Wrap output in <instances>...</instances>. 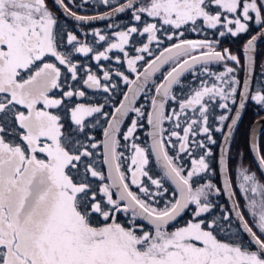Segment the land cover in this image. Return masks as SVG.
<instances>
[{
	"label": "snow or ice",
	"instance_id": "1",
	"mask_svg": "<svg viewBox=\"0 0 264 264\" xmlns=\"http://www.w3.org/2000/svg\"><path fill=\"white\" fill-rule=\"evenodd\" d=\"M54 2L79 22L106 18L77 15L64 0ZM102 2L108 5L110 0ZM126 9H132L137 22L142 21V16L154 22L116 31L114 41L94 32L96 42H102L103 47L96 50L73 32L62 33L46 0H0V264H264V155L258 158L259 177L243 166L239 169L237 187L246 202V212L240 210L228 163L221 158L224 190L232 199L239 221L237 233L227 241L218 238L221 227L217 220L209 222L206 215L213 207L210 195H219L220 190L211 182L201 185L194 179L209 171L206 158L212 155L207 144L195 137L203 135L208 143H215L208 124L209 105L218 99V107L231 113L229 101L236 103L240 81L233 75L236 69L227 61L239 65L240 60L228 49L216 50L210 41L180 39L185 26H191L193 31L199 26L219 28L220 37L248 32V22L252 20L264 29V0H127L112 8V13ZM161 30L169 41L177 42L147 61L145 54L153 56L151 45L162 44L157 35ZM134 36L145 37L147 42L135 48L137 55L130 56L128 46ZM259 38L264 39V32ZM257 39L252 36L244 48L248 64L239 109L248 100L264 108V87L251 86ZM113 52L123 54V62L136 78L115 72L129 86L131 97L126 94L108 120L104 105L88 103L84 89L109 93L117 87L112 74L101 69L103 81L109 82L102 83L90 68L81 69L73 57H90L98 66L102 60L121 63L119 56L110 55ZM141 61L147 65L142 72L138 68ZM170 61L175 66L164 76L163 83L155 85L147 122L152 127L151 151L157 162H163L164 175L175 184L179 197L158 210L126 183L117 137L130 112L136 113L137 118L144 116L135 100L155 73ZM219 62H225V70L210 73L206 66ZM197 64L204 65L203 72L213 75L216 82L209 85L202 81L199 89L179 101V111L173 109L170 116L166 115L165 106L176 101L173 86ZM81 70L84 77L79 75ZM69 80L75 83H68ZM182 116V134L172 130L168 144L174 148L178 144V152L189 157L193 146L204 149L198 159L191 158L192 166L186 174L177 163L179 155H169L164 135L165 121H174V127L179 129ZM93 117L97 122L100 118L107 121L103 141H96L86 131ZM227 119V114L220 115V124ZM238 119L239 111L231 124L235 125ZM137 126L138 120L132 119L123 135L125 141H131L134 151L133 167L129 168L131 183L144 197L155 199L163 195L164 189L159 179L149 177L155 191L141 179L148 176L145 169L149 155L134 142ZM216 131L222 128L217 127ZM172 137L177 143L172 142ZM101 146L103 163L109 168L107 178L94 160ZM106 179L110 183H105ZM113 189L118 198H114ZM189 209L194 219L186 226L169 230L171 222ZM121 212H131L129 226L116 221L115 214ZM138 219L147 221L151 229L146 230L137 223ZM222 219L231 223L229 215ZM241 230L246 239L240 235Z\"/></svg>",
	"mask_w": 264,
	"mask_h": 264
},
{
	"label": "trees",
	"instance_id": "2",
	"mask_svg": "<svg viewBox=\"0 0 264 264\" xmlns=\"http://www.w3.org/2000/svg\"><path fill=\"white\" fill-rule=\"evenodd\" d=\"M65 1L66 0H64V2ZM46 2L48 4L50 11L56 17L57 22H58V28L61 30L62 33H66L68 31H71L78 36V39H80L82 42H86L89 45L93 46L96 50H103V47H102V42L101 43L96 42V37L93 35L94 32H100V33L106 35L108 37L109 41H114L115 38H114V35L112 32L115 31L117 27L120 29L121 28L126 29V28L131 27V26H137V27L142 28L144 22H149V23L154 22V21H152V19L150 17H142V21L137 22L133 19V17L126 16L128 14L127 13L126 15L120 17L115 22H110V23L100 25V26H96V27L83 28V27H79V26H76V25H73V24L67 22L65 19H63L58 14V12L55 10L53 5L51 4L50 0H46ZM72 2L73 3L66 4V5L71 10H73L74 12H77L79 14H86V15L95 13L93 11H88L86 8H83L82 6H80L78 3V0H72ZM65 3H67V2H65ZM167 27L168 26H164L165 29H167ZM187 29H189L188 26H187V28L185 27L184 29H181V31H184V35L182 37H180V39H191V38H189V33H188ZM171 31H175V30H171ZM85 34H87V35H85ZM162 39L164 40L161 44L162 46L159 49L152 50L153 56L156 55V53L159 50H161L163 47L170 45L174 42H177L176 40L169 41L167 39L166 35H164L162 37ZM146 42H147V40L145 37L134 36L133 42L128 46L129 55L135 56L136 55L135 48L141 46L142 43H146ZM259 46L260 47L264 46V42H262ZM110 55H112L113 57L119 56L121 58L122 62L117 63L115 59H112L109 61L102 60V61H100V65L98 66L96 61L91 59L90 57H85V56L75 55V54L73 57L74 60L78 61L80 63V65H82V67L86 66L87 68H90L91 71L93 73H95V75L97 74L98 77H100L99 75L103 74L101 69L104 68V69H107V71H109L110 73H113L115 80L120 81V84H118L116 90L112 93V95L114 96V101L109 102L110 103L109 108H108L109 115L111 114L112 107L115 106L119 102V100H120V98H121V96L125 90V87L127 86L126 84L123 83V81L119 80V79H121L120 77L115 76V72L117 70H119V71L123 72L125 75H127L130 79L134 76L133 73L128 71L126 62H123V54L122 53L113 52V53H110ZM153 56H147V54H145L147 61ZM144 64H145V62L141 61L138 64V68L140 69ZM242 68H243V57L241 58L240 67L235 68L236 72L233 74L240 81V85H241L242 76H243ZM164 70L165 69H163L158 75H156L153 78V80L145 88L141 97L139 98V100L135 104L136 107H138L142 110V112L144 113V116L137 118L136 113L130 112L128 114V116L126 117V119H125V121H124V123L120 129V133L117 137L120 140V146L118 147L117 151L120 153H123V155L120 158V165H121V171L124 172V174L126 176V183L129 184L130 189L133 192L137 193V195H139L142 199H146V201L152 207H155L158 210H163L164 207L170 205V203L176 199V193H175L174 188L171 186L169 181L161 173V171L157 167L153 157H151V155H150V148H149L148 135H147L148 134L147 133L148 132L147 131V115H148L149 110H150L151 99H152L154 91H155V85L159 84L163 78V75L165 73ZM224 70H225V66H217L216 70H213L211 73H217L218 74L220 72H223ZM79 74H81L80 75L81 77L85 76V72L83 70ZM101 78H102L101 79L102 82H106V81H103V77H101ZM202 81L206 84H209V85L216 82L215 77L213 75L206 74V73L200 71V69H196L195 71L189 72L185 76H183L180 79V83L175 85L172 89V93L176 97V101H169L168 102V104L165 106V114L170 116L172 114L173 109H175L176 111H179V101H182V100L188 98L192 94V92H194L196 90V88H198V86H202ZM72 83H75V82L72 81ZM240 85L237 87L236 101L238 98ZM80 87H83V85L81 84ZM84 90L87 92V101H89L91 104H96L95 101L98 102V99L100 98L101 95H96V91H94V89H92V90L91 89L90 90L84 89ZM101 94L104 95L105 93H101ZM234 107H235V104L230 105V108L232 109V111H231V113L226 112L228 115V119L223 123V125L220 124L222 131L219 135L216 136V139H217L216 144L214 146L210 147V150L212 152V155L210 156V157H212V161H210L211 172H209L207 179L199 181L201 185L208 183V182H211L213 185H215V187L217 189L220 190L219 182H218V176H217V170H216V154H217V149H218V145H219L221 136H222V134H223L228 122H229V119L232 115ZM189 115H191V113H189ZM220 115H222V114H219L218 116L216 115V119H219ZM256 116L257 115L254 113V108L250 105V102H249L247 105V108L245 110L244 116H243V118L239 124V127L235 133V136L233 138V141H232V144L230 147V151H229V157H228L229 175H230V178H231L232 183H233L234 191H236V193H237L236 197H237V200L239 201V203L241 205V211H244V212H246V210L244 208L245 201L237 189V182H239V179H238L239 169L241 166H243L244 168L250 169V171L252 173H255L258 177L260 176L258 170L256 169V167L253 164V161H252L250 154H249V151H248L249 130H250L252 123L257 118ZM132 119L138 120L137 130H136L135 136L133 138L134 142L136 144H139L140 147H144L146 150L148 149L147 153L149 155V163L145 169L148 172V176L142 177L141 179L143 180L144 185H146L147 187H149L153 191H155L156 189H155V186L151 184L149 177H151L153 179L161 180V183L163 185V189H164L163 195L157 196V197H155V199H148V198L144 197L143 193L136 191L133 188L131 182H129L130 175H129V170L127 169L126 164H127L128 160L131 158V141H125L123 139V135L126 133L128 126H130ZM212 120H213V117L211 116V120H209L208 124H211V122H213ZM64 122H65L66 127H67V125H68L67 119H65ZM180 123H181V128H179V129H176L174 127V121L169 122L166 120L164 123L165 129H167V131L164 134L165 135L166 148H167V151L169 152V155L173 156V157H176V154L179 153L178 152V144H177V147H175V148L171 147L168 144V136L172 130L178 131L182 134V128L184 126V117L183 116L180 119ZM101 133L103 134V130H102V132L98 131L97 133H95V132L93 133L96 135L98 141H100V139H101V136H102ZM203 137L204 136H202L201 138H203ZM171 139H172L173 143H177L175 137H172ZM198 149L199 148L193 146L192 152H197ZM259 150H260V154L264 155V131L262 132L260 140H259ZM100 154H101V148H100ZM183 156H184V158H186L185 161L183 160ZM180 157H182V158L177 160L178 164H180V165L182 163H184L186 165L188 164L187 167H185V169H184L185 174H186L188 169H190V167H191L190 166L191 159H190L188 154L187 155L180 154ZM194 157L197 158L198 156L195 155ZM101 163H102V155H101ZM105 183H107V180H105ZM209 200L213 205V207H212L213 216L211 217V212L206 214L208 219H209V222L212 219H215V220H217V222L218 221L222 222L224 224V226H229L231 228H235L236 224L233 222L231 216L229 215L228 208H227V206L223 200V196H222L221 192L219 193V195H216L215 192H213L210 195ZM127 214L131 217L130 212ZM127 214L119 213L116 221H118V218H122V217L126 216ZM191 214H192L191 209L187 210V212L179 219V221H177L174 225L169 227V230L173 229L175 227V225H177V223L179 224V223L187 221V220L190 221V219L193 220L194 217L191 216ZM224 215H229V217L231 219V223H229V221L222 219V217ZM216 216H219V217H216ZM137 223L143 224L146 227V225L139 220H137Z\"/></svg>",
	"mask_w": 264,
	"mask_h": 264
},
{
	"label": "water",
	"instance_id": "3",
	"mask_svg": "<svg viewBox=\"0 0 264 264\" xmlns=\"http://www.w3.org/2000/svg\"><path fill=\"white\" fill-rule=\"evenodd\" d=\"M146 0H138V2H145ZM51 4L53 5V7L56 9V11L58 12V14L63 18L65 19L67 22L73 24V25H76V26H79V27H83V28H89V27H96V26H100V25H104V24H107V23H110V22H115L117 21L120 17L126 15L127 13H129L130 11H132V9H126L124 12H121V13H112V8L114 7H117L123 3H126L127 0H124L122 2H120L119 4H117L116 6L112 7V8H109L107 10H104L102 12H99V13H95V14H79L77 12H75L77 15H81V16H88V17H101V16H105L106 18L105 19H94V20H91L87 23H83V22H79V21H76L71 15H69L68 13H66L64 11V9L62 7H60L57 3L54 2V0H50ZM66 4V3H65ZM69 8V7H68ZM70 9V8H69ZM71 12H74L73 10L70 9ZM109 13H112L110 16L108 15ZM261 32H264V29H259L256 33H254L252 36H257L258 39L256 41V46H255V51L254 53L252 54L253 57H254V60H256V50H257V47L262 43L264 42V39H261L259 38L260 35H261ZM251 36V37H252ZM250 37V38H251ZM249 38V39H250ZM248 39V40H249ZM188 40H200V39H188ZM247 40V41H248ZM247 41L243 44V47L241 49V52H242V57H243V68H242V71H243V76H242V81H241V85H240V90H239V93H238V98H237V101H236V104H235V107H234V110H233V113L230 117V120L221 136V139H220V142H219V145H218V149H217V154H216V170H217V176H218V182H219V187H220V192L223 196V200L228 208V212H229V215L231 216L233 222L236 224V226L238 227L239 229V221L237 220L236 216H235V213L233 212V202H232V199L229 198V195L228 193L224 190V181H225V177H224V174L222 172V166H221V158L224 157V159L227 161L228 163V157H229V151H230V147H231V144H232V141H233V138L235 136V133L239 127V124L244 116V113H245V110L247 108V105H248V102L249 100L246 102L245 104V107L243 109H239V103H240V92L242 91L243 89V83H244V80H245V76H246V68H247V64H248V60H247V57L244 53V48H245V45L247 44ZM176 43V42H174ZM172 43V44H174ZM172 44L170 45H167L165 47H163L161 50H159L156 55L159 54L160 51H162L164 48L166 47H169L171 46ZM154 55L153 57H151L148 61H151L152 59L155 58ZM172 61H170L168 64H165L163 65L160 70L158 72L155 73V75L148 81L147 85L143 87V89L139 92L138 96H137V99L135 100V104L136 102L139 100V98L141 97L143 91L145 90V88L149 85V83L153 80V78L160 72L162 71L163 69H165ZM201 64H197L195 65V68L200 66ZM146 63L139 69L141 72L143 71V67H146ZM172 69V68H171ZM171 69L169 71H171ZM192 70V69H190ZM190 70L188 71H185L181 76H180V79L186 74L188 73ZM168 71V72H169ZM167 74V73H166ZM165 74V75H166ZM254 74H255V70L251 76V86H253V79H254ZM164 75V76H165ZM163 76V78H164ZM135 74L134 76L131 78L133 80H135ZM161 80L160 83H163L164 80ZM141 79H143V77H141ZM159 83V84H160ZM175 86V85H174ZM173 86V87H174ZM128 88L129 86L127 85L125 87V90L119 100V102L112 107V111H111V114L109 115L108 117V120L111 119V116L112 114H114L115 112V108L119 107L120 103L121 102H124V96L127 94L131 97V93L128 92ZM134 90H135V86H133ZM173 89V88H172ZM156 95L155 91H154V94H153V97ZM152 97V98H153ZM152 111V108H151V105H150V110H149V113ZM237 111H239V119L237 121V123L235 125H232L231 122H232V119L236 117V113ZM126 118H124L123 120V123L125 121ZM123 123L121 124V127L123 125ZM231 125V132L229 133V126ZM107 127V121H106V124H105V127L104 129ZM121 129V128H120ZM147 135H148V143H149V148H150V152H151V155L157 165V167L159 168V170L161 171V173L164 175V169H163V162L160 161V162H157V159L155 157V155L152 153L151 151V145H152V137L149 135V133L152 132V127L148 124L147 122ZM264 131V116H261L257 119L254 120V122L252 123L251 127H250V130H249V135H248V151H249V154H250V157L253 161V164L254 166L256 167V169L258 170L259 174L261 175V170L258 166V158H259V155L260 154V150H259V140H260V137H261V134L262 132ZM104 132V131H103ZM225 137H227V141L225 139ZM104 140V135H102V141ZM256 149L259 150V154L257 153ZM101 155H102V166H103V169H104V173H105V177L107 178L108 176V173H109V168H108V165L104 164L103 163V147L101 146ZM230 176V175H229ZM165 177V175H164ZM169 183L171 184V186L174 188L175 190V193H176V199L179 197V193L178 191L176 190V186L175 184L172 183V181L170 179H168L167 177H165ZM107 180V179H106ZM107 183H110V181L107 180ZM234 190V188H233ZM114 191V197L115 198H118L116 195H115V189H113ZM237 199V197H236ZM124 202H122L123 204ZM241 210V209H240ZM139 211V210H137ZM187 212V210L179 217H177V219L173 222H171V224L169 225L172 226L174 225L177 221H179V219ZM139 221H141L142 223L146 224L150 229H151V225H148L147 224V221H144V220H141V219H138ZM241 234L244 236V238L246 239L247 236H246V233H243L242 230L240 231Z\"/></svg>",
	"mask_w": 264,
	"mask_h": 264
},
{
	"label": "flooded vegetation",
	"instance_id": "4",
	"mask_svg": "<svg viewBox=\"0 0 264 264\" xmlns=\"http://www.w3.org/2000/svg\"><path fill=\"white\" fill-rule=\"evenodd\" d=\"M99 3L95 4L96 0H87L86 2L84 0H78V3L80 6L83 8H86L88 11H93L95 13L102 12L104 10H107L109 8H112L119 4L120 2L124 0H110V3L108 5H105L102 0H97ZM66 4H71L73 3L72 0H66ZM146 2V1H145ZM76 3V2H75ZM215 11L216 9L213 7L212 9ZM93 13V14H95ZM126 16L133 17L132 11H130ZM142 17H147V16H142ZM249 31L246 33H241L236 37H232L230 34L226 35L224 37H220L218 32L219 28L217 29H211V28H204L202 26L197 27L196 31H193L191 29V26H189V38L191 39H200V40H207L213 43L214 47L216 50L223 52L224 49H228V51L232 54L238 57V59L241 62L242 58V52L241 49L243 47V44L254 34L256 33L259 29L260 26L256 25L255 21H249ZM187 28V26H185ZM219 41V43H216ZM239 51V52H238ZM227 65L231 66L233 68L240 67L239 65H236L232 61H227ZM175 66V62H171L166 68H165V73L164 75L173 67ZM217 66H225V62H219V63H211L207 65L206 67L210 70V73L213 70H216ZM204 65H200L189 72L195 71L196 69H200V71L203 72ZM161 72V71H160ZM159 72V73H160ZM188 72V73H189ZM158 73V74H159ZM157 74V75H158ZM187 74V73H186ZM185 74V75H186ZM163 75V76H164ZM184 75V76H185ZM257 87H264V46L257 47L256 50V60H255V74H254V79H253V89H256ZM90 90V89H88ZM92 90V89H91ZM250 105L254 108V113L257 115L256 117L259 118L261 116H264V108L261 106L257 105L255 102L249 100ZM248 102V103H249ZM236 104V103H235ZM230 105L231 102H230ZM233 113V112H232ZM256 118V119H257ZM230 120V119H229ZM202 137V136H201ZM200 136L195 137L196 140H202ZM236 231H238V227L236 226L235 228ZM240 235L242 236L241 232Z\"/></svg>",
	"mask_w": 264,
	"mask_h": 264
},
{
	"label": "rangeland",
	"instance_id": "5",
	"mask_svg": "<svg viewBox=\"0 0 264 264\" xmlns=\"http://www.w3.org/2000/svg\"><path fill=\"white\" fill-rule=\"evenodd\" d=\"M85 1V0H84ZM87 1V0H86ZM95 4H97V3H99L97 0H96V2H94ZM56 10V9H55ZM56 18V17H55ZM189 27V26H188ZM127 29V28H126ZM120 30H125V29H123V28H116V30L115 31H113L112 33H114V32H116V31H120ZM95 31V30H94ZM93 31V32H94ZM187 31H188V33L191 31V30H189V29H187ZM158 36H159V38L161 39V41L163 42L164 40L162 39V37L164 36V35H166L165 34V32L163 31V30H161L158 34H157ZM115 38V37H114ZM162 45H159V46H157L155 43L153 44V45H151V48H152V50H155V49H159L160 47H161ZM136 55H137V53H136ZM62 67V66H61ZM81 67H82V65H81ZM84 68H87L86 66L85 67H82L81 69H84ZM104 69V68H103ZM118 69V68H117ZM104 70H106L107 71V69H104ZM82 71V70H81ZM81 71H80V73H81ZM95 74V73H94ZM112 74V82H114V83H116L117 84V86H118V84H120V81H118V80H115V78H114V76H113V73H111ZM79 75H81V74H79ZM97 75V74H96ZM100 76V78L101 77H103V74L102 75H99ZM64 79V76L62 75V80ZM102 79V78H101ZM119 80H121V79H119ZM122 81V80H121ZM68 83H72V81H68ZM102 83H109V82H102ZM201 86H198V88H196V90L197 89H199ZM117 88V87H116ZM116 88L115 89H112L109 93H105L104 95L103 94H101V93H104L103 91H100V90H94V91H96V95H101L100 96V98L98 99V102H96L95 101V103H100V104H103L104 105V111L109 115V113H108V108H109V102L110 101H114V96L112 95V93L116 90ZM193 93V92H192ZM88 103H90L89 101H87ZM220 103V101L217 99V101H216V103H213V104H210L209 105V112H208V117H209V120H211V116L213 117V122H211V124H209V127H210V129H211V134H212V137H213V139L215 140V143L214 144H212V143H208V141L206 140V138L205 137H203L202 138V140H204V142L207 144V146H208V148L210 149V147L211 146H214L215 144H216V141H217V139H216V136L217 135H219L220 133H221V131H216V128L217 127H221V125H220V121H219V119H216V115L218 116L219 114H227L226 112H227V110H225V109H221V108H219L218 107V104ZM229 106H230V101H229ZM56 111H59V110H56ZM225 111V112H224ZM109 117V116H108ZM209 122V121H208ZM105 124H106V120L104 119V118H100L99 119V121L97 122L96 121V118L95 117H93V118H90V121H89V127H88V129L86 130V131H88V133H89V135L90 136H92V137H94L95 138V140L96 141H98L97 140V137H96V135L95 134H93L94 132L95 133H97L98 131H101L102 132V130L104 131V127H105ZM102 134V133H101ZM103 135V134H102ZM201 136H203V135H200V137ZM100 141H102V136H101V139H100ZM99 142V141H98ZM137 145H139V144H137ZM140 146V145H139ZM142 148H144V147H142ZM148 150V149H147ZM96 152H97V155L94 157V160H95V164H96V167H97V169L98 170H100L101 172H103V174L105 175V173H104V169H103V167H102V163H101V154H100V148L99 149H97L96 150ZM204 153V149H198L197 150V152H192V157H190V159L191 158H195L194 156L196 155V156H198L197 157V159L199 158V156L200 155H202ZM134 154V151H133V149L131 148V156ZM180 154H183V155H187V153H177L176 154V156L177 155H179V159L180 158H182V157H180ZM150 155H151V152H150ZM151 157H152V155H151ZM185 159L186 158H184V156H183V160L185 161ZM207 162L209 163V171L208 172H206V173H202L200 176H198V177H195L194 179L195 180H197L198 182L201 180H204V179H207V177H208V174H209V172H211V165H210V161H212V157H210V156H208L207 158ZM182 160V161H183ZM127 169L129 170V168L130 167H133L132 165H131V158L128 160V162H127ZM182 165V167H183V169H185V167H187V165L186 164H184V163H182L181 164ZM190 166H192L191 165V161H190ZM190 169H191V167H190ZM190 169H188V171L190 170ZM129 175H130V179H129V182H131V172L129 171ZM105 182V181H104ZM97 183H100L99 181H97ZM238 183L239 182H237V185H238ZM132 184V183H131ZM199 184H200V182H199ZM132 186H133V188L136 190V191H139L138 190V188L135 186V185H133L132 184ZM237 189H238V187H237ZM239 191V190H238ZM115 198V197H114ZM244 208H245V210L247 211V208H246V202H245V206H244ZM122 213V212H121ZM131 213V212H130ZM118 214L119 213H116L115 215H116V219H117V216H118ZM125 214V213H124ZM191 216H193L192 214H191ZM213 216V210H211V217ZM216 217H219V216H216ZM221 218V217H220ZM250 219H251V217H249ZM130 219H131V217L127 214L126 216H124V217H122V218H118V223H120L121 225H123V226H129V222H130ZM190 221H192V219H190ZM189 222V220H187V221H184V222H181V223H177V225H175V227L173 228V229H171V230H175V228H177V227H183V226H186V224ZM97 223H102V222H97ZM218 223L220 224V227H221V230H219L218 231V233H217V235H218V238H221L222 240H225V241H227V240H229L230 239V237H232V238H234V234H236L237 233V231L235 230V229H233V228H231V227H229V226H224V224L222 223V222H219L218 221ZM146 225V224H145ZM148 228V229H147ZM145 229H147V230H149L150 228L146 225V227H145Z\"/></svg>",
	"mask_w": 264,
	"mask_h": 264
}]
</instances>
